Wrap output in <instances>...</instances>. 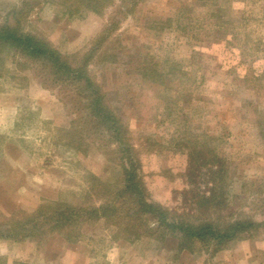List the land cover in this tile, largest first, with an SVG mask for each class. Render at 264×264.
<instances>
[{"label":"rangeland","instance_id":"rangeland-1","mask_svg":"<svg viewBox=\"0 0 264 264\" xmlns=\"http://www.w3.org/2000/svg\"><path fill=\"white\" fill-rule=\"evenodd\" d=\"M112 1L99 16L91 0H0V22L19 20L65 56L99 45L88 75L127 129L149 202L179 214L191 208L192 193L185 204L182 194L192 181L208 194L199 166L214 153L227 187L221 215L263 221L264 0ZM218 8L221 28L209 17ZM13 57L0 65V232L32 241L42 264H264V232L221 251L199 243L181 251L178 237L156 227L116 238L104 220L82 223L70 239L43 224L34 239L40 206L88 205L89 177L116 185L119 157L106 155L81 96L52 88L41 66Z\"/></svg>","mask_w":264,"mask_h":264},{"label":"trees","instance_id":"trees-1","mask_svg":"<svg viewBox=\"0 0 264 264\" xmlns=\"http://www.w3.org/2000/svg\"><path fill=\"white\" fill-rule=\"evenodd\" d=\"M91 1L96 6L93 10H89L99 16H101L99 10L103 11L113 2L112 0ZM15 10H12L14 16L16 15L13 13ZM261 13L264 16L262 7ZM7 16L0 22V65L8 55L27 62H34L44 70L41 77L45 83L46 81L52 83L54 86L52 88L58 89L59 87L66 94L81 96L82 107L87 113L84 118L93 127L94 133L98 132L105 139L103 147L106 149V155L115 154L119 157L120 179L117 180L116 185L107 186L98 181L95 176L89 177L91 182L89 192L84 196L85 201H89L88 205L52 203V205L48 204V207L40 206L35 212L37 219L32 221L34 239H40L43 235V224L48 225L49 230L53 228L51 231L58 230L57 233L64 239H70L78 235L77 230L82 223L104 220L105 224L115 228L116 232L113 236L116 238L121 236L136 240L156 227L158 230L165 231L166 234L178 237L181 241L179 244L181 251L191 250L190 247L194 243H199L206 250L221 251L235 241L254 238L264 232V205L260 213L263 215V221H255L252 217L242 219L233 218L232 215H221L228 208L227 187L224 163L214 153L203 157L202 164L199 166V171L205 169V173H199L200 176L206 178L205 183L209 185L208 194L196 193L193 189L195 185L193 181L187 183L188 189L182 194L183 204H185V197L192 193L188 201L191 208L188 210L182 208V214H179L176 209L169 211L149 202L142 183L138 154L134 146L130 145L127 129L117 118L116 110L108 106L100 93V88L88 75L87 62L99 49V45L95 44L92 50L84 55H61L43 38L23 31L19 26V20L13 25L8 24ZM222 16V11L218 8L209 17L213 19L214 24L218 25ZM225 23L231 24L227 21ZM218 26L222 27L221 24ZM56 85L59 86L56 87ZM69 139L70 144L66 146L71 145L72 147L74 138ZM78 142L77 147H73L76 152L80 150L81 143L79 140ZM97 188L101 193L99 196L96 195ZM102 189H104L103 192H101ZM89 193L96 195L94 197L98 205L91 200L93 196ZM261 200L264 202V196ZM59 207L64 209L59 211ZM49 208L54 213L47 215L46 210ZM211 212L216 213L217 216L212 218ZM194 214L198 217L191 219L190 215ZM28 232L31 233V230ZM1 239L13 240L12 234H9V230L0 232Z\"/></svg>","mask_w":264,"mask_h":264},{"label":"crops","instance_id":"crops-1","mask_svg":"<svg viewBox=\"0 0 264 264\" xmlns=\"http://www.w3.org/2000/svg\"><path fill=\"white\" fill-rule=\"evenodd\" d=\"M0 259L9 263L18 264H42L38 250L32 241L25 240L24 243H17L14 240H0Z\"/></svg>","mask_w":264,"mask_h":264}]
</instances>
